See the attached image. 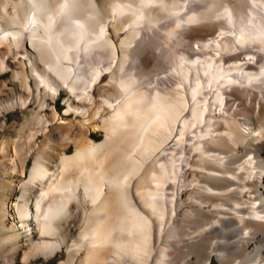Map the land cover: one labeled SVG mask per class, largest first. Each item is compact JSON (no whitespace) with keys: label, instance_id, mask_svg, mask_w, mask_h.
Segmentation results:
<instances>
[{"label":"bare ground","instance_id":"bare-ground-1","mask_svg":"<svg viewBox=\"0 0 264 264\" xmlns=\"http://www.w3.org/2000/svg\"><path fill=\"white\" fill-rule=\"evenodd\" d=\"M246 1L0 0V116L27 112L0 121L1 264H264V0ZM163 18L181 56L146 85Z\"/></svg>","mask_w":264,"mask_h":264},{"label":"rangeland","instance_id":"rangeland-1","mask_svg":"<svg viewBox=\"0 0 264 264\" xmlns=\"http://www.w3.org/2000/svg\"><path fill=\"white\" fill-rule=\"evenodd\" d=\"M247 3H246L247 5L251 4V0H248ZM246 4H245V11L249 12V6H246ZM171 22H172V20L170 18L161 19V21L159 22L160 24L157 25L158 26L157 30L153 33L154 35L152 34L153 43L155 44L156 47L159 48V51H160L159 57L160 58L162 57L161 59H163L165 61L164 65L166 67L160 66V65L157 64L154 67H152L151 69H149L148 72H146V73L142 72L140 74V77H142L144 79L146 78V80H147L146 85L149 84V80L151 78L150 75H153L156 72H162V73L166 74L167 73V69H169L170 67H173L174 65L178 64V60H179V58L181 56L180 52L176 51L172 46H170V45H168L167 43L164 42V37L167 34L165 26H167V24H170ZM185 41L189 42V43H187V46H186L188 48L193 47L194 44H195L192 41H189V40L187 41V38H185ZM9 77H10V73H6L4 75H0V83L2 82L3 79H8ZM61 96H62V98H57L56 102H54L52 99H49V102L52 103V104L57 105L58 111L63 114L65 109L67 108L66 103H65V93H62ZM105 109H108V107L105 106ZM48 111L49 110L47 109V112ZM26 114H27L26 111H23L19 107H16L15 109L9 110V112H7V115H5V116L1 115L0 116V121H2L3 119L7 118V121L11 124V123H13L16 120H21ZM79 115L80 114H74L73 112H71L70 115H68V116L65 115V117H69L70 119H73V120H77V119L79 120V119L82 118ZM12 128H14V127H12ZM9 134H11L12 136L16 135V131L14 129L13 130L12 129H7L6 131H3V130L0 129V140L3 139L5 137V135H9ZM91 137L96 139V140H98V141L103 140L105 138V132L103 130H101V129L96 130V131H92L91 132ZM74 151H75L74 145H71L70 148H69V152H74ZM33 161H34L33 158H31L30 161L28 162L27 167H26L27 177L29 176V170H30V167L33 164ZM10 191H11V197L13 199H15L18 195L21 194V190H19L18 188H14L13 187ZM16 214H17L16 211H14V213H13L14 216H13L12 219H14V220L17 219L18 220V216ZM74 220H73L74 222L77 221L76 219H74ZM23 239H25V237ZM68 242H70V239H68ZM62 252H58L56 256H52L50 258L51 260L50 259L49 260H44L45 263L46 264H59L63 259L66 258L65 252L64 251H62ZM41 260H42L41 258H37V261L36 260L35 261L36 262H40ZM0 264H1V260H0ZM16 264H20V263H16ZM213 264H215V263H213Z\"/></svg>","mask_w":264,"mask_h":264}]
</instances>
